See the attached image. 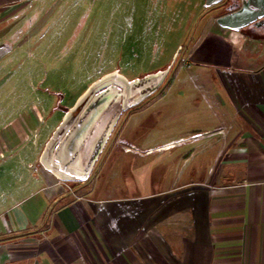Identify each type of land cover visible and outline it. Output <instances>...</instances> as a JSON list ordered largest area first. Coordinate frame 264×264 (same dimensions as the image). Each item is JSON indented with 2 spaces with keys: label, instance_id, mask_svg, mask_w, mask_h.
Returning <instances> with one entry per match:
<instances>
[{
  "label": "crops",
  "instance_id": "crops-1",
  "mask_svg": "<svg viewBox=\"0 0 264 264\" xmlns=\"http://www.w3.org/2000/svg\"><path fill=\"white\" fill-rule=\"evenodd\" d=\"M47 1L0 0V264H264V36L247 30L264 19V0L234 1L203 18L169 90L184 101L168 113L162 101L155 105L153 135L204 140L179 148L186 167L175 166L169 191L136 197L113 178L102 188L93 178L81 196L89 185L62 183L40 165L65 117L42 76L51 55L39 27L54 18L44 13ZM135 41H124L131 57L122 56V73L172 65L173 55L156 66ZM62 49L56 57L65 75ZM79 61L90 66L82 55L74 68ZM84 92L72 105L63 94V108ZM205 115L219 123L196 117ZM161 160L154 157L155 186Z\"/></svg>",
  "mask_w": 264,
  "mask_h": 264
},
{
  "label": "rangeland",
  "instance_id": "rangeland-1",
  "mask_svg": "<svg viewBox=\"0 0 264 264\" xmlns=\"http://www.w3.org/2000/svg\"><path fill=\"white\" fill-rule=\"evenodd\" d=\"M234 1L239 4L238 1L241 0ZM46 8L44 13L54 18L48 20L43 29L39 27L41 29L39 33H45L47 36L44 49L51 55L49 68L44 69L42 76H44L45 86L51 90L50 97H55V94L61 96L66 94L69 97L68 105H72L73 99L80 92H84L88 85L91 86L110 73L119 72L133 81L167 70L168 67L149 74L122 73V56L125 55L124 61L131 57L127 56L128 48L124 46V41L135 44L137 43L135 40L141 39L142 53L146 58L154 55L156 66L171 55H173L171 61L173 63L180 48L184 51L187 47L188 51L206 15L204 5L201 6L199 0H48ZM34 21H37L36 15ZM249 29L247 30L250 34ZM34 30L36 32V29ZM250 35L255 37L253 33ZM63 44L66 52L63 56L68 62L66 69L62 68L66 70L65 75H61L56 57L57 50L60 47L62 49ZM151 44L155 46L152 52ZM208 47H211V43H206L201 53ZM82 55L86 57L90 66L80 67L79 61L77 62L79 65L74 68L72 61ZM184 62L185 57L181 64L182 68ZM95 69L99 71L93 73ZM107 69L114 71L101 72ZM42 76L39 74L38 78L42 79ZM77 79L80 83L83 81L81 87H75L78 85ZM74 81L76 85L72 84ZM169 93L163 97L164 99L161 98L149 106L147 110L121 119L94 176L95 180H102L101 188L106 185L108 179L113 178L115 179L114 187L127 188L130 197H136L142 193L150 196L161 190L169 191L172 185L171 177H174V181L179 178L175 166L180 168L181 162H183L181 168L184 173L187 156L177 151L195 140H204V137L166 138V132L163 130L161 132L160 129L154 131L155 135H153L154 120L159 117L158 109L161 104H166L163 106L162 113H168L177 106V103L184 101L181 99L183 97L174 96V92ZM72 96L75 97L72 98ZM159 101L162 103L156 107ZM203 113L201 111V114ZM176 115L179 116L178 118L183 116V109H177ZM206 116L211 115L196 117L203 119ZM211 117L215 118L216 124L219 123L216 116ZM170 147L175 148L167 150ZM154 157H162L157 186L154 185ZM121 176L126 181V177H129L128 181L131 182L122 185ZM137 188L142 192L139 193ZM117 193L113 191L111 196L116 197ZM121 194L126 195L122 192Z\"/></svg>",
  "mask_w": 264,
  "mask_h": 264
},
{
  "label": "water",
  "instance_id": "water-1",
  "mask_svg": "<svg viewBox=\"0 0 264 264\" xmlns=\"http://www.w3.org/2000/svg\"><path fill=\"white\" fill-rule=\"evenodd\" d=\"M228 2L205 0L206 14ZM260 27V23L255 26ZM186 51L187 47L180 48L163 72L133 81L114 72L94 82L71 109L64 110L65 117L46 144L40 165L62 183L89 185L121 119L167 88Z\"/></svg>",
  "mask_w": 264,
  "mask_h": 264
},
{
  "label": "trees",
  "instance_id": "trees-1",
  "mask_svg": "<svg viewBox=\"0 0 264 264\" xmlns=\"http://www.w3.org/2000/svg\"><path fill=\"white\" fill-rule=\"evenodd\" d=\"M206 12H207V11H206ZM181 68H182V65L179 66V68H178V70L176 71V73H175V75H174V77H173L171 83L167 86V88H166L161 94H159L156 98H154V99H152V100H151V99L148 100L146 103L142 104L140 107L134 109L130 114H134V113H137V112H141V111H143V110H146L149 106H151L152 104H154L157 100L163 98V97L167 94V92L170 90V88H171L173 82L175 81V79H176L177 76L179 75V73H180V71H181ZM166 69H167V68H166ZM49 94L52 95L51 93H49ZM55 97L57 98V101H58V102H57L58 105H57V107L55 108V112H56V111H64L65 109H64L63 106H62L63 96H61V95H59V94H58V95L55 94ZM53 112H54V111H53ZM130 114H128V115H130ZM128 115H127V116H128ZM92 186H93V184L90 183V184H89V188H88L87 190L81 192L80 195L82 196L84 193H86V191H88L89 189H91Z\"/></svg>",
  "mask_w": 264,
  "mask_h": 264
},
{
  "label": "flooded vegetation",
  "instance_id": "flooded-vegetation-1",
  "mask_svg": "<svg viewBox=\"0 0 264 264\" xmlns=\"http://www.w3.org/2000/svg\"><path fill=\"white\" fill-rule=\"evenodd\" d=\"M234 0H229V2L225 6H231L233 5ZM239 2V1H238ZM260 23L261 27L260 29H256L255 26L256 24ZM249 31L257 36H264V19H261L260 21H257L254 25H252L249 29ZM128 115V114H127ZM125 115V116H127ZM132 115V114H130Z\"/></svg>",
  "mask_w": 264,
  "mask_h": 264
},
{
  "label": "built area",
  "instance_id": "built-area-1",
  "mask_svg": "<svg viewBox=\"0 0 264 264\" xmlns=\"http://www.w3.org/2000/svg\"><path fill=\"white\" fill-rule=\"evenodd\" d=\"M186 62H187V61L185 60L184 65L186 64Z\"/></svg>",
  "mask_w": 264,
  "mask_h": 264
},
{
  "label": "bare ground",
  "instance_id": "bare-ground-1",
  "mask_svg": "<svg viewBox=\"0 0 264 264\" xmlns=\"http://www.w3.org/2000/svg\"><path fill=\"white\" fill-rule=\"evenodd\" d=\"M198 113H200V112H198Z\"/></svg>",
  "mask_w": 264,
  "mask_h": 264
}]
</instances>
